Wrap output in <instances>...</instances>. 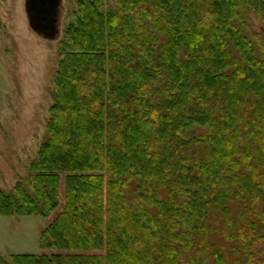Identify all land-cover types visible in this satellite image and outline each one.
<instances>
[{"label": "trees", "instance_id": "16d2710c", "mask_svg": "<svg viewBox=\"0 0 264 264\" xmlns=\"http://www.w3.org/2000/svg\"><path fill=\"white\" fill-rule=\"evenodd\" d=\"M74 1L10 264H264V0Z\"/></svg>", "mask_w": 264, "mask_h": 264}, {"label": "rangeland", "instance_id": "374dc122", "mask_svg": "<svg viewBox=\"0 0 264 264\" xmlns=\"http://www.w3.org/2000/svg\"><path fill=\"white\" fill-rule=\"evenodd\" d=\"M25 0H0V190L9 192L26 180L45 133L51 107L59 43L73 22L74 0H61L59 37L49 41L29 27ZM250 30L264 27L250 16ZM51 219L0 217V257L9 264L14 255H41V232Z\"/></svg>", "mask_w": 264, "mask_h": 264}, {"label": "water", "instance_id": "95a60500", "mask_svg": "<svg viewBox=\"0 0 264 264\" xmlns=\"http://www.w3.org/2000/svg\"><path fill=\"white\" fill-rule=\"evenodd\" d=\"M61 0H25V13L30 29L43 39L59 37Z\"/></svg>", "mask_w": 264, "mask_h": 264}]
</instances>
